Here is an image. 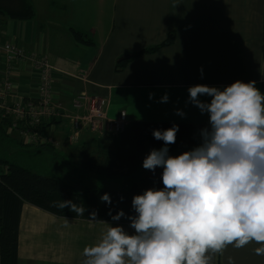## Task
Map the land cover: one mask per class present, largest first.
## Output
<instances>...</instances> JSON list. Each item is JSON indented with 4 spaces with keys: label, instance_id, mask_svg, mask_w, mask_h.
Segmentation results:
<instances>
[{
    "label": "crops",
    "instance_id": "crops-1",
    "mask_svg": "<svg viewBox=\"0 0 264 264\" xmlns=\"http://www.w3.org/2000/svg\"><path fill=\"white\" fill-rule=\"evenodd\" d=\"M33 3L34 19L1 18L0 35L3 41L16 44L30 55L46 57L53 67V91L60 106V119L48 124L47 131L49 140L59 147L43 149L40 154L38 150L34 152L48 165L54 162L55 154L59 159L70 160L71 155L85 151L106 159L110 150L117 148L107 123L102 133L84 128L76 141H69L73 128L67 117L84 113V102L81 109L74 108L84 96L105 99L109 118L126 112L129 124L137 120L189 124L197 135L200 126L207 125L208 116L186 103L189 86L223 88L238 79L255 80L262 91L264 0ZM73 29L85 33L89 40L76 41ZM40 74L31 61L17 62L11 77L16 100L24 103L38 96ZM165 93L169 101L158 102ZM176 109H183L186 115H177ZM9 136L15 141L9 147V156L15 159L12 152L22 151L19 145L27 144L16 133ZM105 179L110 177L90 174L85 182L109 186ZM79 181L71 178L72 183ZM110 223L134 231L130 222ZM107 226L101 221L57 217L26 203L19 230V264H83V249L96 244ZM255 247V242L239 249L229 245L223 255H216L215 264H227L229 256L236 264H264V256L256 255Z\"/></svg>",
    "mask_w": 264,
    "mask_h": 264
},
{
    "label": "clouds",
    "instance_id": "clouds-1",
    "mask_svg": "<svg viewBox=\"0 0 264 264\" xmlns=\"http://www.w3.org/2000/svg\"><path fill=\"white\" fill-rule=\"evenodd\" d=\"M256 85L238 79L223 88L188 87L186 103L208 116L200 142L172 155L179 124L153 129L163 145L150 150L142 167L162 168L163 187L134 195L132 214L110 208L112 221L125 218L134 231L100 220L108 226L96 244L83 249V264H215L229 245L239 249L251 242L258 245L255 254L264 256V92ZM169 99L165 93L158 102ZM176 114L186 115L183 109ZM99 198L113 203L110 193ZM55 206L77 216L88 211L74 200ZM96 217L93 211L89 219ZM227 264L235 259L229 256Z\"/></svg>",
    "mask_w": 264,
    "mask_h": 264
},
{
    "label": "trees",
    "instance_id": "trees-1",
    "mask_svg": "<svg viewBox=\"0 0 264 264\" xmlns=\"http://www.w3.org/2000/svg\"><path fill=\"white\" fill-rule=\"evenodd\" d=\"M35 15L36 7L32 0H0V19L8 17L19 21H28L34 19ZM71 32L75 40L80 43H86L85 40H89V37L82 31L73 29ZM262 91L264 92V82ZM59 119L54 118L41 127L38 142L29 145L21 143L19 146H25L26 149L21 154L31 158L37 150L40 154L43 149L47 151L57 149L59 144L49 140L47 127L48 124ZM9 122L11 123L10 119ZM7 124V121L4 120L0 123V146L2 147L0 148V264H19V230L22 209L26 203L61 218L89 221L90 213L95 211L97 221L129 222L125 218L112 221L109 209H112L113 214L120 209L132 214L131 202L134 195L141 194L150 187H163L162 168L158 167L155 172L144 168L143 175L135 177V174L139 173L145 154L152 148H159L163 145V141L153 137V129H165L179 123L155 120L133 121L131 124L128 123L123 132L113 133L117 148L110 150V155L108 154L106 159L94 157L85 151L71 155L70 160L59 159L55 154L54 162L50 165L42 166L43 160L39 159L38 163L40 164L35 163L31 168L19 163L20 156L15 159L7 158L9 147L15 142L7 134ZM179 126L177 140L170 145V153H175L177 150L182 152L186 151L184 149L189 150L200 142L199 136L197 140L192 125L179 124ZM205 126L201 125L200 129ZM73 134L74 130L72 129L69 138L71 143H73L71 140ZM34 155L37 154L34 153ZM125 172L126 174L123 175ZM90 174L110 178L122 175L127 183L132 182V184L126 188H110L105 184L85 182L86 177ZM71 178H79L80 181L75 184L71 182ZM133 178L136 180L133 181ZM105 192L111 194L113 201L111 205L101 202L99 198ZM62 199L84 204L88 211L82 216H77L68 208L56 207L55 202Z\"/></svg>",
    "mask_w": 264,
    "mask_h": 264
},
{
    "label": "built area",
    "instance_id": "built-area-1",
    "mask_svg": "<svg viewBox=\"0 0 264 264\" xmlns=\"http://www.w3.org/2000/svg\"><path fill=\"white\" fill-rule=\"evenodd\" d=\"M31 61L33 68L40 70L38 96L25 100L24 103L14 96L11 77L17 62ZM84 113L67 117L71 121L76 141L84 128L93 133H102L107 123L112 133L123 132L128 123L126 112L117 118H109L106 100L86 98L77 100L74 108L83 107ZM54 118H60V106L55 102L53 91V67L44 56L30 55L24 49L11 42H5L0 35V123L7 121V134H17L27 145L40 140L41 127ZM11 120V123L9 122Z\"/></svg>",
    "mask_w": 264,
    "mask_h": 264
},
{
    "label": "rangeland",
    "instance_id": "rangeland-1",
    "mask_svg": "<svg viewBox=\"0 0 264 264\" xmlns=\"http://www.w3.org/2000/svg\"><path fill=\"white\" fill-rule=\"evenodd\" d=\"M32 1H36V0H32ZM198 136H199V134H197V140H198ZM0 148H2V147L0 146ZM20 150H22V151H16V149H15L12 152V153H14L17 156V158L19 156L21 157V158L18 159L19 160V163H23L26 167H29V168L33 167V164L38 163V159H39V155L38 154L37 155H34V153H33L32 154L33 157L28 158V157H25V155L21 154V153H23V151H26V149L24 147H20ZM8 153H9V150H8ZM16 156H12V157L13 158H16ZM7 158L12 159L11 156H9V154L7 155ZM27 163H29V164H27ZM38 164H40V163H38ZM47 164L48 163L46 161H43L42 166L43 165L47 166ZM142 171H144V168L143 167H141L139 173H136L135 174V177H136V175H143V172ZM124 174H126V172L123 173V175ZM123 178L124 177L122 175H119L116 178L105 179L104 180V183H107L110 188H115V187L116 188H126L127 186H131L132 182L131 183H127L125 181V179H123ZM135 180H136V178H133V181H135Z\"/></svg>",
    "mask_w": 264,
    "mask_h": 264
},
{
    "label": "water",
    "instance_id": "water-1",
    "mask_svg": "<svg viewBox=\"0 0 264 264\" xmlns=\"http://www.w3.org/2000/svg\"><path fill=\"white\" fill-rule=\"evenodd\" d=\"M129 57H127V58H125V59H122V60H126V59H128Z\"/></svg>",
    "mask_w": 264,
    "mask_h": 264
}]
</instances>
